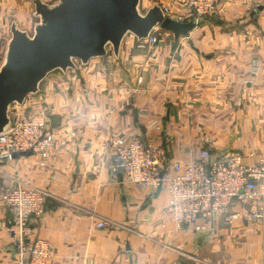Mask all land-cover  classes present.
Listing matches in <instances>:
<instances>
[{"label":"crops","instance_id":"obj_1","mask_svg":"<svg viewBox=\"0 0 264 264\" xmlns=\"http://www.w3.org/2000/svg\"><path fill=\"white\" fill-rule=\"evenodd\" d=\"M185 2L139 0V10L168 8L182 19ZM34 20L29 0H0L1 60L11 26L27 33ZM153 35L149 49L127 35L117 56L107 49L103 59L49 74L17 106L21 117L47 111L54 146L43 165L36 155L0 160V264L16 255L1 195L17 186L45 193L44 213L30 223L50 246L46 264H261L264 221H220L208 233L178 226L164 190L123 183L109 144L164 145L182 164L204 150L255 161L264 152V0H221L186 36Z\"/></svg>","mask_w":264,"mask_h":264},{"label":"built area","instance_id":"obj_2","mask_svg":"<svg viewBox=\"0 0 264 264\" xmlns=\"http://www.w3.org/2000/svg\"><path fill=\"white\" fill-rule=\"evenodd\" d=\"M220 3L221 0H186L182 19H175L168 8L162 13L174 21L198 26L218 10ZM153 33L148 39L137 41V47L155 46L157 38ZM14 106L17 105L8 109L9 128L0 133V160L11 161L13 154H31L40 157L43 165L54 146V136L47 128L48 113L38 110L32 116L21 117L13 111ZM156 131L166 137L161 127ZM165 141L167 145L171 138L166 137ZM109 147L123 183L135 189L144 187L167 193L166 210L178 226L208 233L220 221L224 225L238 220L264 221V152L255 161H245L241 151L211 154L204 150L182 164L170 161L166 146L138 138L117 139ZM45 198L43 191L29 186L2 193L1 201L11 216L6 233L16 253L9 264L47 263L50 246L36 238L30 223L43 215ZM104 227L103 223L97 224L98 229Z\"/></svg>","mask_w":264,"mask_h":264},{"label":"water","instance_id":"obj_3","mask_svg":"<svg viewBox=\"0 0 264 264\" xmlns=\"http://www.w3.org/2000/svg\"><path fill=\"white\" fill-rule=\"evenodd\" d=\"M32 3L39 19L32 37L12 25L0 65V133L9 128L8 109L35 95L49 74L103 59L108 47L117 56L127 35L142 41L159 29L177 39L196 27L165 17L158 6L142 15L139 0H59L54 6L41 0ZM18 157L12 155V159Z\"/></svg>","mask_w":264,"mask_h":264},{"label":"rangeland","instance_id":"obj_4","mask_svg":"<svg viewBox=\"0 0 264 264\" xmlns=\"http://www.w3.org/2000/svg\"><path fill=\"white\" fill-rule=\"evenodd\" d=\"M32 1H33V0H29V3H30V5H31L32 8H33V17L35 18V20H34V21H35L34 26H35L36 24L39 23V19L35 17L34 5H33ZM58 1H59V0H52L51 3H50V4H47V5H48V6H54V5H56V4L58 3ZM139 12H140V14H142V15L144 14L142 10H141V11L139 10ZM34 21H33V22H34ZM33 28H34V27H33ZM160 31H161V30H160ZM27 34H28L29 37H32V35H33V31H32V29H29V31L27 32ZM107 49L109 50L110 47H108ZM2 62H3V59H2V60L0 59V65L2 64ZM77 64H78V63H77ZM12 109H14V110H13L14 112L17 111V110H19V108H17V106H14ZM219 218H220V217H219Z\"/></svg>","mask_w":264,"mask_h":264}]
</instances>
